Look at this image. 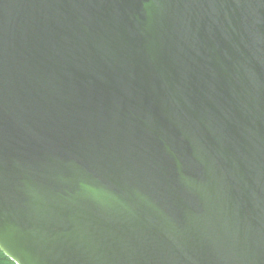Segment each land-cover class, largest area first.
<instances>
[{
  "label": "water",
  "instance_id": "obj_1",
  "mask_svg": "<svg viewBox=\"0 0 264 264\" xmlns=\"http://www.w3.org/2000/svg\"><path fill=\"white\" fill-rule=\"evenodd\" d=\"M0 251L264 264V0H0Z\"/></svg>",
  "mask_w": 264,
  "mask_h": 264
},
{
  "label": "trees",
  "instance_id": "obj_2",
  "mask_svg": "<svg viewBox=\"0 0 264 264\" xmlns=\"http://www.w3.org/2000/svg\"><path fill=\"white\" fill-rule=\"evenodd\" d=\"M0 264H15L0 251Z\"/></svg>",
  "mask_w": 264,
  "mask_h": 264
}]
</instances>
